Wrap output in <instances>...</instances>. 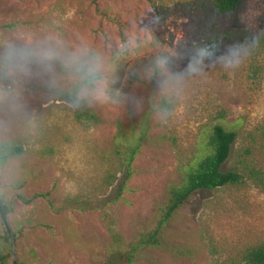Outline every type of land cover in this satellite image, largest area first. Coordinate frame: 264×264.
Masks as SVG:
<instances>
[{
  "label": "rangeland",
  "instance_id": "obj_1",
  "mask_svg": "<svg viewBox=\"0 0 264 264\" xmlns=\"http://www.w3.org/2000/svg\"><path fill=\"white\" fill-rule=\"evenodd\" d=\"M224 26L210 0H0V53L6 43L58 41L62 54L100 61L86 95L59 59L0 69V143L22 147L0 163V196L13 207L10 225L22 227L23 264H103L109 250L151 230L215 124L235 131L223 169L246 163L245 181L193 193L160 245L140 249L131 264H239L264 243V0H241L236 41L208 54ZM227 51L236 54L226 61ZM79 109L99 122L82 124ZM118 122L123 142L144 133L124 185ZM18 193H48L51 203L39 196L25 205Z\"/></svg>",
  "mask_w": 264,
  "mask_h": 264
},
{
  "label": "trees",
  "instance_id": "obj_2",
  "mask_svg": "<svg viewBox=\"0 0 264 264\" xmlns=\"http://www.w3.org/2000/svg\"><path fill=\"white\" fill-rule=\"evenodd\" d=\"M214 11L222 15L224 18L225 26L221 32V35L213 42V48L208 52L211 54L225 41H236L237 35L235 26L238 24V9L241 0H210ZM259 43L264 45V33L257 38ZM135 78V76H133ZM72 103L78 107V102ZM76 119L84 123H98L99 117L92 111L86 109H79L75 113ZM121 125L117 124V132L114 137V143L116 145L115 154H118L121 159L120 171L125 176L123 178V185L126 179L131 174V163L140 146L144 133L137 138L121 140ZM236 141V133L233 130L226 129L221 124H215L212 126L210 134L206 140L204 152L196 157L190 164L182 169L183 178L182 182L178 186H171L168 190L167 201L160 209L159 216L156 220L155 226L144 233L137 235L136 238L128 242L121 248V251L116 253L114 250H109L106 254V259L103 264H131L137 252L142 248L158 247L161 243L160 235L161 230L165 224L171 219L175 211L196 191L213 190L227 185H240L248 174L249 167L244 164L243 171L238 167H232L230 169H223L225 162L232 153L233 146ZM126 145L124 150L119 147ZM22 152V147L17 144L0 143V163L6 162L10 157L17 156ZM244 155L249 154L248 148L243 152ZM111 174L108 175V178ZM110 183L116 179V175L112 176ZM120 186L119 192H121L124 186ZM45 197L50 204L48 193L33 194L31 197H25L18 193L19 200L27 205L31 203L36 197ZM0 206L7 219L11 235L15 242V248L18 240L23 236L22 227H13L8 221V214L12 211V205L9 202L4 201L0 196ZM118 254V255H117ZM17 264H23L18 259L16 249ZM0 264H12L11 260V244L9 234L0 218ZM239 264H264V243L256 245L254 247L247 248L241 257Z\"/></svg>",
  "mask_w": 264,
  "mask_h": 264
},
{
  "label": "clouds",
  "instance_id": "obj_3",
  "mask_svg": "<svg viewBox=\"0 0 264 264\" xmlns=\"http://www.w3.org/2000/svg\"><path fill=\"white\" fill-rule=\"evenodd\" d=\"M140 26L143 27L142 22ZM248 39L250 38L246 37L236 45L237 51L243 44L247 43ZM58 44V41L56 42V45L50 44L46 41L37 48H28L17 47L11 43H6L3 52L0 53V69H3L9 74L13 72H24L27 71L28 63L34 59L41 63H47L59 59L65 68L69 69L71 73H74L79 77L81 94L86 95L90 86L96 83V77L100 69L99 57L89 55L85 51L62 54ZM235 54L236 53L232 51L225 52V60L227 61L229 58L235 56ZM199 59H201V57L197 55L195 59L187 60L184 67L188 68L195 65ZM203 59L207 61L210 57L204 56ZM5 98L6 94L0 90V102L4 101Z\"/></svg>",
  "mask_w": 264,
  "mask_h": 264
},
{
  "label": "water",
  "instance_id": "obj_4",
  "mask_svg": "<svg viewBox=\"0 0 264 264\" xmlns=\"http://www.w3.org/2000/svg\"><path fill=\"white\" fill-rule=\"evenodd\" d=\"M0 218L6 228L7 233L9 234V239H10V244H11V260H12V264H17V260H16V248H15V242L14 239L11 235V231L7 222V219L2 211V208L0 206Z\"/></svg>",
  "mask_w": 264,
  "mask_h": 264
}]
</instances>
